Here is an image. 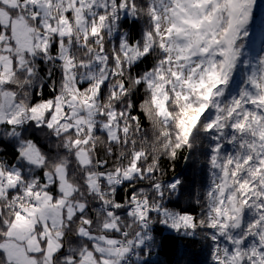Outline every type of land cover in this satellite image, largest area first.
Instances as JSON below:
<instances>
[{
  "label": "snow or ice",
  "instance_id": "6c2138e0",
  "mask_svg": "<svg viewBox=\"0 0 264 264\" xmlns=\"http://www.w3.org/2000/svg\"><path fill=\"white\" fill-rule=\"evenodd\" d=\"M0 264H264V4L0 0Z\"/></svg>",
  "mask_w": 264,
  "mask_h": 264
},
{
  "label": "clouds",
  "instance_id": "9594fccd",
  "mask_svg": "<svg viewBox=\"0 0 264 264\" xmlns=\"http://www.w3.org/2000/svg\"><path fill=\"white\" fill-rule=\"evenodd\" d=\"M260 21H261V14L259 11V15L257 16L256 22H255L256 26L254 28L249 29V31L253 32V35L246 37L245 40L243 41V43L245 44V48H244L245 55H248L250 51L253 55H255L256 53L260 51L261 40H262L261 30L259 27ZM252 41H255L254 45L251 43ZM240 79H241L240 73L237 72L236 79L233 82V90H235ZM208 115L211 116L212 112L209 111Z\"/></svg>",
  "mask_w": 264,
  "mask_h": 264
},
{
  "label": "trees",
  "instance_id": "16d2710c",
  "mask_svg": "<svg viewBox=\"0 0 264 264\" xmlns=\"http://www.w3.org/2000/svg\"><path fill=\"white\" fill-rule=\"evenodd\" d=\"M258 1H259L258 5L264 4V0H258ZM259 11H260V8L258 6L257 9H256L257 16L259 15ZM182 165H183V161L182 160L179 163H177V165H176V171L177 172H179L181 170Z\"/></svg>",
  "mask_w": 264,
  "mask_h": 264
},
{
  "label": "rangeland",
  "instance_id": "374dc122",
  "mask_svg": "<svg viewBox=\"0 0 264 264\" xmlns=\"http://www.w3.org/2000/svg\"><path fill=\"white\" fill-rule=\"evenodd\" d=\"M258 3H259V1H258Z\"/></svg>",
  "mask_w": 264,
  "mask_h": 264
}]
</instances>
